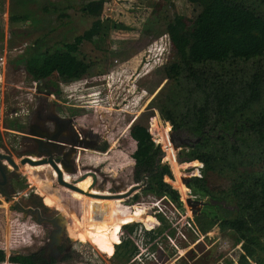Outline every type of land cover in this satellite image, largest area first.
I'll return each mask as SVG.
<instances>
[{"label":"rangeland","instance_id":"obj_1","mask_svg":"<svg viewBox=\"0 0 264 264\" xmlns=\"http://www.w3.org/2000/svg\"><path fill=\"white\" fill-rule=\"evenodd\" d=\"M248 1L257 6L255 0ZM201 7L202 0H0V53L2 47L7 52L5 64L0 65V151L9 153L18 164V154L34 150L31 138L21 139L18 133H26L37 107L53 108L58 116L72 114L75 125L91 127L99 135L98 141L106 145L103 149L75 147L76 173L67 174L73 178L78 172L91 170L96 175V191L92 192L109 193L141 183L142 177L138 176L130 157L134 142L127 135L134 123L146 127L151 140L159 147V162L167 164L172 180L175 176L165 157V145L154 135L155 128L163 130L168 123V139L171 134L190 141L198 139L201 143H208L215 136L232 141L238 139V131L251 132L256 124L252 118L259 108L255 104L240 114H233L235 109L217 107L212 121L205 119L201 106L191 125L185 122V116L180 115L170 122L162 120L159 114L160 107L172 108L169 91L177 74L170 73L168 65L182 61L181 47L177 43L179 34L190 28ZM97 10L96 15L91 14ZM257 10H261V6L258 5ZM19 13H24L26 19L9 21V15ZM96 19L100 20L98 33L91 40L83 39L74 53L89 65L88 73L80 78L63 81L52 76L35 83L22 66L14 65L15 59L32 52L41 56L44 52L64 51V44L88 30L95 32L92 24ZM111 21L123 23L128 29H112ZM7 123H16L21 128L8 129ZM169 144L175 151L176 162L185 164L183 169H173L177 176L185 179L203 175L206 179L207 193L203 196L191 198L192 192L187 188L189 204L194 205L189 211L178 188L169 183L177 192L179 208L163 196L143 193L144 186L152 185L149 182L127 198H121L113 208L98 206L87 212L86 190L90 181L81 182V199L75 198L61 189L63 186L47 178L48 165H37L41 166L37 176L47 181L45 191L59 198L73 214L68 215L59 201L52 206L44 203L46 201L36 192H41L39 185L29 182L26 165L10 169L6 188L14 199L21 205L38 207L47 216L54 215L57 210L87 242L78 241L80 235L76 239L68 236L65 225L60 223L58 241L48 249L47 237L52 226L38 224L31 216L23 215L12 206V200L0 193V250L4 254L0 264H17L8 261V257L31 252H40L43 257L53 254L54 261L48 264H122L121 259L105 254V246L91 237L106 222L133 210H142V214L139 219L121 225L119 241L128 238L130 243H137V236L127 235L126 228L132 224L136 223L141 231L148 230L161 216L170 224L156 238V250L150 252L147 259H135L130 264H264L262 252L246 242L247 238L264 242V210L254 201L251 189L235 190L232 186L234 174L202 173L199 161L191 165L192 145H180L170 139ZM254 168H247L249 174ZM205 204L216 214L217 221L212 226L201 224L199 227L192 217ZM187 223L197 227L199 232L193 234ZM149 245L151 243L144 248L137 246L138 253L134 257ZM246 249L256 255L251 257Z\"/></svg>","mask_w":264,"mask_h":264},{"label":"trees","instance_id":"obj_2","mask_svg":"<svg viewBox=\"0 0 264 264\" xmlns=\"http://www.w3.org/2000/svg\"><path fill=\"white\" fill-rule=\"evenodd\" d=\"M255 1L257 6L248 0H202V7L190 28L179 34L177 43L178 47H181L182 61L168 65L170 73L177 74L173 87L169 91L168 99L171 101L172 108L168 110L160 107L159 114L162 120L170 122L180 115L185 116V122L191 125L198 117L201 106L205 119L212 121L217 107H224L226 110L235 109L233 114H240L246 108L254 104L258 105L259 108L252 118L256 120V124L251 132L238 131V139L232 141L222 136H215L208 143L197 141L190 148L189 156L193 159L189 161L191 165H197L199 161L202 173L211 171L234 174L233 188L237 191L250 188L254 201L264 210V118L257 119L260 116L264 117V64L261 65V61L264 60V0ZM100 4L101 1L98 2V5ZM258 5L261 6V10H257ZM97 13L98 10L91 11L92 15ZM8 19L10 22L23 21L26 15L11 14ZM99 26L100 20L96 19L92 24V28L96 29L95 32L88 30V33L64 44V51L44 52L41 56L32 52L15 59L14 65L22 66L28 78L35 83L52 76L63 81L78 79L88 73L89 65L76 58L74 53L83 39L91 40V37L98 33ZM109 26L117 30L128 29V26L116 21H111ZM6 128L17 130L19 126L16 123L13 125L7 123ZM168 130L169 124L165 123L163 130L155 128L154 135L165 145V157L171 165L175 180H172L167 164L159 162L158 145L153 143L146 127L137 123L131 125L127 132L129 139L134 142L130 157L138 176L147 175L145 183L152 182L151 186L142 188L143 193L153 192L163 196L179 208L178 195L170 187L169 184H171L173 188H178L189 211L194 205L189 204L187 188L192 192L191 198L203 196L207 193L206 179L203 175L192 176L185 186L182 182L183 176L175 174L173 169H183L185 164L176 162L175 151L169 144ZM250 167H255V171L251 174L247 169ZM35 177L40 184L42 179L37 174ZM89 181L91 184V176ZM77 188V190L61 189L81 199L80 185ZM88 190L89 187L87 188V212H91L98 206L113 208L122 201L120 196L101 199L100 196L92 195L97 194L92 190V194H88ZM53 196L62 204L57 196ZM64 208L72 214L65 206ZM141 214L142 210L124 213L103 224L91 239L102 243L105 246V254L121 259L122 264H130L135 259L141 261L150 252L156 250V238L170 224L161 216L155 226L141 231L137 229L135 223L128 226L126 231L130 238L131 235L137 236V243H130L128 238H125V241H119L118 231L121 225L139 219ZM155 216L158 217L159 214L156 213ZM192 221L199 227L201 224L212 226L216 223L217 216L210 206L205 204L196 215H193ZM220 227L222 228V225ZM171 232L168 231V234H172ZM246 242L256 246L264 257V242L252 238H247ZM126 243L129 244L126 245ZM150 243L149 250L147 247L145 251L138 254V257H134L138 253L137 246L144 248ZM246 252L251 257L256 255V252L248 249ZM3 260L4 254L0 250V262ZM8 261L17 264H48L52 263L54 258L50 257L46 260L42 253L31 252L13 255L8 257Z\"/></svg>","mask_w":264,"mask_h":264},{"label":"flooded vegetation","instance_id":"obj_3","mask_svg":"<svg viewBox=\"0 0 264 264\" xmlns=\"http://www.w3.org/2000/svg\"><path fill=\"white\" fill-rule=\"evenodd\" d=\"M44 107V106H43ZM74 115L72 114H67V115H56V113H54L53 108L49 109V110H45V108H41V107H37L33 114H32V119L31 122H29V124H27L26 127V133L25 132H20L18 133V136H20L19 138L21 139H25V140H29L27 138H31L30 141H32L33 143V149H35L37 147V143L33 140V136H29L28 132H31L33 134H38V133H48L51 134L52 136H55L58 139H61L62 141H66L65 144L63 143H58L61 147H58V153L54 154L53 157L54 158H61L62 157V153L68 151V148L72 147L70 145V143H78L80 142V145L86 146L87 149H92V148H99V149H103L105 147V143H100L99 140V135L95 133V131L93 129H91V127L88 128H84L81 126H77L75 125L74 122ZM19 128H21L19 126ZM27 137V138H25ZM103 138V137H102ZM104 139V138H103ZM43 141H48V140H43ZM45 146H47V144H44ZM76 149V148H75ZM102 151V150H101ZM1 152V151H0ZM22 152V151H19ZM75 152L70 153V159L71 161L69 162V167L75 169V164L74 161H76L77 159L75 158ZM41 158V157H39ZM13 159V157H12ZM31 160H37L34 157H30ZM20 163L16 164L17 165V169ZM6 169L10 170L13 169L15 170L12 166H10L8 163H4ZM21 165H26V171H27V177L29 179L30 182H35L39 185V188L41 189V192L36 191L37 193L40 194V196H42L43 201L46 205L48 206H52L53 202L55 203V201H58L53 194H51L50 192H46L45 191V187L48 186L47 185V181L45 179L42 180V184L40 182V184L36 181L38 178L35 177V174L37 173V170L40 169V167H38L37 165L39 164H34V163H27L25 162L24 164ZM57 166L62 170L60 164H57ZM43 167V166H42ZM89 171V170H86ZM53 177L54 179H50L48 178L50 181L57 182L56 181V172L55 170H53ZM78 177L74 176L73 178L71 176H69L66 171L63 172V178L65 181H72L74 179H76ZM85 180L89 181V175L86 176V178H84ZM81 179L79 181L75 182V185L78 186L81 184V182L84 180ZM96 183V182H95ZM91 186V184L89 185V187ZM94 186V185H93ZM66 189V187H61ZM69 189V188H67ZM71 190V189H70ZM73 190V189H72ZM87 191V190H86ZM46 192V193H45ZM87 193V192H86ZM38 208V207H37ZM65 211V210H64ZM58 213V211L56 210L54 213V216H56V214ZM44 215V214H43ZM45 216V215H44ZM47 216V215H46ZM33 218V217H32ZM57 220H59V223L65 225L67 231H68V236H70L73 239H76L77 237H79V231L78 229L75 228V226L71 223V221L68 218L65 217H56ZM84 227H82L83 229ZM60 234V233H59ZM57 233V236L59 235ZM51 253V252H50ZM50 257H53V254H49V256H46V260H49Z\"/></svg>","mask_w":264,"mask_h":264},{"label":"water","instance_id":"obj_4","mask_svg":"<svg viewBox=\"0 0 264 264\" xmlns=\"http://www.w3.org/2000/svg\"><path fill=\"white\" fill-rule=\"evenodd\" d=\"M29 134H31L33 137V140L37 143V147L34 150H26L24 151V156L21 157L19 159V163L20 164H24L25 162L27 163H32L34 161H31L30 159H28L27 155L32 154L35 155L37 157H41V159L39 160L41 163H48L56 172V181L58 183H60L61 185L65 186V187H70L73 188V186L66 182L63 181L62 179V174L60 169H58L57 164H60V166L62 167L63 171H66V173L68 174H73L76 173V169L70 168L69 167V162L71 161L70 159V153H77V150L75 149V147H80V142L76 143H70V145L72 146L71 148H68V151L62 153V157L61 158H54L53 155L58 153V147H60L59 144H57L56 142L59 143V141L57 140V138L55 136H52L51 134L48 133H38V134H33L31 132H28ZM48 140L43 141V140ZM169 139L170 142H174L177 141V143H179L180 145H194L198 139L190 141L187 138L181 139L178 136H174V135H169ZM44 144H47V146H45ZM10 152H12L10 150ZM13 153V152H12ZM2 161H5L6 163H8L10 166H12L14 169L17 167L16 163L13 161V159L10 157L9 153H4V152H0V193L1 195L5 198V199H10L12 200V206L20 211L23 215H27V216H31L34 218L35 222L38 224L41 223H48L49 225L52 226V229L50 231V233L48 234V249L51 250V247L53 244H56L58 241V236L57 233L59 234V227H60V223L59 220L56 219V216L51 215V216H44L43 213L35 206H25V205H21L18 200L14 199V195L10 194L7 192V188H6V175L9 172V170L6 169L4 163ZM38 162V161H36ZM91 176L92 181H91V186L95 184L96 182V175L93 171L89 170V171H84L81 173V175H79L77 177V179H81L85 176ZM147 175H144L142 177L141 183L140 184H132L130 185L128 188H126L123 191H111V192H115L116 194H118V196H122L127 198L128 196L131 195V192L138 190L140 188H142L144 186L145 183V179H146ZM189 179V177L183 179L186 183V181ZM100 196L101 199H106L107 196L104 195H98ZM47 249V250H48Z\"/></svg>","mask_w":264,"mask_h":264},{"label":"bare ground","instance_id":"obj_5","mask_svg":"<svg viewBox=\"0 0 264 264\" xmlns=\"http://www.w3.org/2000/svg\"><path fill=\"white\" fill-rule=\"evenodd\" d=\"M24 156V152L23 153H20V154H18L16 157H18L19 159L21 158V157H23ZM11 157V156H10ZM27 157H28V159H30V157H37V156H35V155H32V154H29V155H27ZM12 158V157H11ZM37 160H34V162H32V163H36V164H39V165H41V164H44V165H48V169H47V172H46V175H47V177L48 178H50V179H54V177H53V168L48 164V163H41L39 160L41 159V158H39V157H37L36 158ZM31 160V159H30ZM31 161H33V160H31ZM36 161H38V162H36ZM17 166V165H16ZM58 167V166H57ZM62 168V167H61ZM58 169H60L59 167H58ZM8 170V169H7ZM60 171H61V174H62V179H63V181H65L64 180V178H63V172H65V171H63V170H61L60 169ZM79 173V175H81V172H78ZM78 175V176H79ZM84 178H86V176L85 177H83V178H81V179H84ZM81 179H74V180H72V181H68V183H70L72 186H73V188H70V187H66V188H69V189H78L77 188V186L75 185V182L76 181H79V180H81ZM67 182V181H66ZM58 183V182H57ZM41 184H42V182H41ZM59 185H61L60 183H58ZM61 186H63V185H61ZM63 187H65V186H63ZM94 189V186L92 185V186H90L89 187V193L88 194H92L91 193V190H93ZM95 190V189H94ZM96 191V190H95ZM100 193V192H99ZM132 193V192H131ZM92 195H96V196H98V195H104V196H107V197H112V196H117L118 197V194H116V193H111V192H109V193H100V194H92ZM120 197H122V196H120ZM122 198H125V197H122ZM62 207H64V206H62ZM66 211V210H65ZM68 214H69V212L68 211H66ZM56 217H62V215L58 212L57 214H56ZM78 241H84V238H82V236L80 235V237H79V239H78Z\"/></svg>","mask_w":264,"mask_h":264},{"label":"built area","instance_id":"obj_6","mask_svg":"<svg viewBox=\"0 0 264 264\" xmlns=\"http://www.w3.org/2000/svg\"><path fill=\"white\" fill-rule=\"evenodd\" d=\"M6 38V35H4V39ZM3 39V40H4ZM6 54H7V52H6V48H3L2 47V49H1V53H0V65H4L5 64V62H6V60H7V57H6ZM187 226L191 229V231L193 232V233H198L199 232V230H198V228L197 227H195V226H191L189 223H187ZM194 229H196V231L194 230Z\"/></svg>","mask_w":264,"mask_h":264},{"label":"crops","instance_id":"obj_7","mask_svg":"<svg viewBox=\"0 0 264 264\" xmlns=\"http://www.w3.org/2000/svg\"><path fill=\"white\" fill-rule=\"evenodd\" d=\"M62 208H63V207H62ZM63 209L66 210L65 208H63ZM64 210H63V211H64ZM66 211H67V210H66ZM66 211H65V213H67ZM67 214H68V213H67ZM68 215H71V214L69 213Z\"/></svg>","mask_w":264,"mask_h":264}]
</instances>
